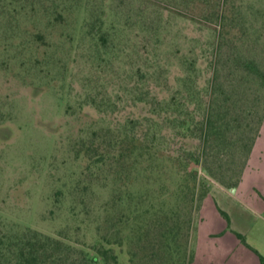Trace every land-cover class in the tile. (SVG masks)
Instances as JSON below:
<instances>
[{"label": "rangeland", "instance_id": "374dc122", "mask_svg": "<svg viewBox=\"0 0 264 264\" xmlns=\"http://www.w3.org/2000/svg\"><path fill=\"white\" fill-rule=\"evenodd\" d=\"M237 59L264 69V0H0V242L35 231L61 243V264H101L102 246L117 264H191L214 242L230 245L228 230L240 249L216 264L264 254V121L229 192L203 159L186 165L203 142L170 118L202 120L217 62L215 109L235 89H260L235 73ZM192 170L209 198L167 248L152 214L134 221L133 211L146 194L144 209H169ZM11 263L0 246V264Z\"/></svg>", "mask_w": 264, "mask_h": 264}, {"label": "trees", "instance_id": "16d2710c", "mask_svg": "<svg viewBox=\"0 0 264 264\" xmlns=\"http://www.w3.org/2000/svg\"><path fill=\"white\" fill-rule=\"evenodd\" d=\"M232 62L234 64L232 69L237 75L244 78L243 80L247 79L251 84L258 83L260 89L252 91L251 88H244L240 93L238 89H235L230 93V103L228 102L225 106H218L215 109L214 102L220 100V94L223 89V84L218 75L220 63L217 62L214 66L215 71L211 81V104L206 109L202 120H196L195 118L179 120L174 115L170 117L171 120L177 119L173 123L177 124L176 127L181 132L198 134V138L203 142L200 153L197 154L189 150L186 157V165L189 161L199 165L203 159V168L206 172L218 180H220L219 177L226 179L227 181L221 180V184L229 190L236 189L240 185L264 121V69L255 60L237 59ZM192 66L194 65L192 64ZM189 78L190 76L187 77V79ZM201 95L202 93L197 91V99L203 102ZM176 100L178 98L175 97L173 101ZM169 104L171 107L173 105L172 101ZM217 142L219 143V148L216 147ZM110 156L109 153L106 155L104 153L101 154V165L105 164L106 160L111 158ZM174 160L182 159L178 155ZM235 174L236 178L234 177ZM197 177V170L188 172V177L185 178V187L183 186L174 192H168L167 200L170 197L175 202L169 209L164 208L166 206L165 203L158 208L156 204L151 203L149 208L144 209L143 205L146 202L144 199H148L146 194V196L140 197L139 203L133 211V214H135L134 221L140 220L148 213L152 214L155 218L154 222L157 221L158 225L160 223V228L165 229L162 236L166 239L164 244L167 242V248H170L172 242L177 241L181 231H183V227L186 229L190 228L194 211L200 212L203 202L209 194V188L206 183L201 186L202 189L198 194ZM183 213L186 217L185 219L180 217V215L183 216ZM159 215L164 218V223H161ZM131 220L133 218L128 216L127 223L131 224ZM136 226L141 228L140 223L136 224ZM5 242L1 240L0 246L4 248L7 246L9 249L11 264H61L58 263L60 262V257H57L55 253L61 243L51 237L35 231H27L19 238H10L8 242ZM160 243L162 244V242ZM112 251V249H105L102 246L101 264L102 262L110 264L111 259L114 264H117V256L111 254ZM97 258H92L93 264L97 263ZM259 258L260 264H264V256L259 255Z\"/></svg>", "mask_w": 264, "mask_h": 264}, {"label": "crops", "instance_id": "0c3cea01", "mask_svg": "<svg viewBox=\"0 0 264 264\" xmlns=\"http://www.w3.org/2000/svg\"><path fill=\"white\" fill-rule=\"evenodd\" d=\"M258 141H259V139L257 140V143H258ZM255 148L253 149V153L251 155L250 163L252 162ZM249 168L245 171V173L243 175V179H242L240 185L236 189L229 190V189H225V188L221 187L220 190L229 191V192H232L233 190H237L240 186H242V184L244 182V179H245V176L249 172ZM208 198H209V195L205 198L200 212L202 211L203 207L206 205V201H207ZM261 200H262L261 204L257 202L258 204H260V208L257 210V214L256 215H257V217L264 218V197H261ZM220 233H221L220 235H222V238L226 239V237H227V240H229L231 244L230 245H226V246L219 245L222 249H218V244H216L214 242L212 244L216 245L217 246L216 248H213L212 244H210L209 247L207 249H205V251L198 250L197 253L193 255V261H192L191 264H216L215 255L218 252L223 253V255L226 258H228V257L231 256L234 248L240 249L239 243L234 241V239H232V235L230 233H228V230H222V232H220ZM214 235H217V234H214ZM250 250H251V251H249L250 253L247 252L245 254H247L250 257L251 264H260L259 255L262 256L264 254L262 252H258L256 249H254L252 247L250 248ZM252 251L256 254V257L254 255H251ZM197 260H199V261H197Z\"/></svg>", "mask_w": 264, "mask_h": 264}]
</instances>
